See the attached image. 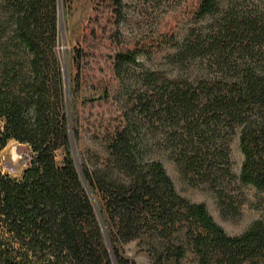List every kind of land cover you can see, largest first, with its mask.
I'll list each match as a JSON object with an SVG mask.
<instances>
[{
	"label": "trees",
	"instance_id": "1",
	"mask_svg": "<svg viewBox=\"0 0 264 264\" xmlns=\"http://www.w3.org/2000/svg\"><path fill=\"white\" fill-rule=\"evenodd\" d=\"M1 1L0 151L15 140L29 146L32 157L19 178L0 170V263L130 264L116 245L142 237L156 241L149 250L154 264H179L187 251L193 264L264 259L261 221L229 236L203 203L176 192L159 160L145 158L151 142L168 151L184 176L216 186L233 178L228 141L238 132L239 179L264 189V0L240 8L223 0H139L162 16L151 34L133 39L120 36L122 0H109L111 26L89 34L107 53L88 40L74 50L76 86L91 80L101 91L85 100L97 105L84 119L109 150L107 165L81 172L69 154L55 52L57 0ZM206 15L218 18L204 35L192 30L174 56L179 63L198 61L200 75L169 80L156 72H130L140 53L177 43L180 24ZM104 34L109 47L101 43ZM121 97L113 113L99 114L100 106ZM61 148L65 156L58 163ZM85 184L99 198L110 248Z\"/></svg>",
	"mask_w": 264,
	"mask_h": 264
},
{
	"label": "rangeland",
	"instance_id": "2",
	"mask_svg": "<svg viewBox=\"0 0 264 264\" xmlns=\"http://www.w3.org/2000/svg\"><path fill=\"white\" fill-rule=\"evenodd\" d=\"M109 0H57V36L55 44L56 56L61 64L63 72L64 107L67 117L71 144L69 154L79 172L83 168L94 171L107 165L109 150L107 142L102 137L96 138L84 119V115L97 105H84L85 100L95 98L101 91L92 88L91 80L82 81L78 87L74 81L76 63L74 61V50L85 47V42L96 44L98 51L107 53L97 40L92 39L90 31L95 28L101 33L103 27H110L108 20L110 9L106 7ZM124 4V21L120 24V36L128 39L140 38L151 34L160 21L162 14L151 8L147 9L140 5L139 0H122ZM251 2V1H250ZM237 4L238 8L247 5L249 0H223V4ZM0 0V22L5 19ZM218 15H206L199 20L186 22L179 25L177 29V43L168 44L161 49L149 53H140L137 61L130 66L132 74L142 72H156L162 74L166 79L173 80L180 77L195 78L200 75L201 66L198 61L175 62L174 56L179 51L182 43L189 37L191 31L204 35L208 28L215 22ZM98 35V34H97ZM103 45L109 47V42L104 34L101 40ZM261 63L264 64V37L260 44ZM106 59L105 55L102 60ZM106 65V64H104ZM124 99L113 105H102L99 108L100 115L107 117L114 112L116 106H121ZM98 110V111H99ZM95 111V110H92ZM107 119V118H106ZM91 120V119H90ZM92 121V120H91ZM92 124V122H91ZM78 130L75 137L73 128ZM148 152L145 158L148 160H159L171 179L176 192L191 203H203L217 225H219L229 236H237L245 232L255 221H261L264 225V189H258L252 184L242 183L239 179L243 153L239 144V133L233 134L228 141L229 170L232 179L224 178L220 184L211 186L207 182H201L195 177L184 176L179 166L169 156L165 149L155 147L149 142ZM65 151L61 148L55 152V159L61 163ZM0 170L12 178H19L28 167L32 157L29 146L15 140H9L0 151ZM86 185V184H85ZM89 197L94 206L97 218L101 224L103 234L107 240V228L103 224L100 213L99 198L86 185ZM184 230L179 232L182 237ZM156 241L139 238L125 243H118L116 249L120 257L128 260L130 264H154L150 247ZM194 255L187 251L179 264H193ZM2 264V263H0ZM165 264H174L169 261ZM258 264H264L262 259Z\"/></svg>",
	"mask_w": 264,
	"mask_h": 264
}]
</instances>
